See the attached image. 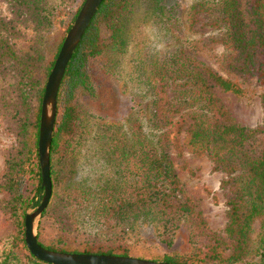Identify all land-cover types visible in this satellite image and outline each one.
I'll return each instance as SVG.
<instances>
[{
  "label": "trees",
  "instance_id": "obj_1",
  "mask_svg": "<svg viewBox=\"0 0 264 264\" xmlns=\"http://www.w3.org/2000/svg\"><path fill=\"white\" fill-rule=\"evenodd\" d=\"M6 1L0 119L16 140L3 153L0 209L14 230L0 238V264H49L25 247L23 216L42 194L37 136L43 85L83 0ZM200 14L211 40L223 48L225 76L182 44ZM142 25L154 26L174 45L158 52L142 38L133 42ZM51 27L44 48L35 55L20 52L19 43H40ZM121 69L129 112L108 123L99 112ZM250 77L260 88L261 118L245 126L232 119L214 89L239 96L241 81ZM170 148L187 171L184 150L207 157L222 172L223 235L208 227L176 175ZM48 157L51 193L41 218L54 233L44 242L37 228L44 248L133 255L134 247L153 245L158 253L150 259L174 264H264V0H190L185 9L180 0H101L59 83Z\"/></svg>",
  "mask_w": 264,
  "mask_h": 264
},
{
  "label": "rangeland",
  "instance_id": "obj_2",
  "mask_svg": "<svg viewBox=\"0 0 264 264\" xmlns=\"http://www.w3.org/2000/svg\"><path fill=\"white\" fill-rule=\"evenodd\" d=\"M50 1L52 2L53 0ZM55 1L59 0H54L53 3ZM188 2H190V0H180L182 9H185ZM75 3L76 2L72 3L67 9V16L70 17L73 14L76 7ZM9 10L10 5L8 2L6 0H0V14L8 15ZM197 19V23L193 26L192 30L185 32L182 44L185 48L190 49L199 61L225 76L226 72L222 70L219 65L223 48L220 43L211 40V30L208 26L203 24L204 16L200 14ZM23 28L25 29L23 30L24 34L31 32L28 28ZM53 30V27L48 29L47 34L42 38L40 43L31 41L27 43L22 41L19 43L21 48L20 52L29 49L31 54L35 55L38 50L44 48ZM139 38L144 40L145 45L153 47L158 52H162L164 49L174 45L172 41L170 42L165 39L162 32L151 25H142L137 28L133 42ZM132 53L133 43L130 45L129 53L123 61V67L126 68V71L130 68L128 58L132 56ZM122 70L123 69H121L120 74H118V77L115 78V81L114 78H111V84L115 92L110 95L106 94V98H103L105 100L104 109L99 112L101 120L108 123H118L122 121L129 112L126 98L128 95L127 88L122 85ZM4 71H9L13 74L11 70L4 69ZM1 73L3 75V72ZM5 78H11V76L5 74ZM241 85L244 88V93L239 96L218 89H214V91L219 101L227 109L235 122L245 126H253L259 123L261 118V104L258 96L260 88L255 83L253 77L244 79L241 81ZM5 126V123L1 122L0 119V173L4 167V150L6 147L13 145L16 140L12 131ZM169 157L172 160L174 171L183 182L185 189L197 200L198 207L208 227L223 235L222 230L226 221L224 200L227 192L220 186V180L223 177L222 172L214 169L212 162L207 157L195 156L185 150L183 151L182 159L186 161L188 166L192 169V172L178 165L177 156L172 148L169 149ZM4 198H6V196L0 191V203ZM32 207L33 206H28L24 210V213L29 211ZM37 228H39L38 237L44 242L54 233L53 224L48 219L41 218V215L38 218L35 232H37ZM13 230L14 224L11 219L0 209V238ZM132 250L133 255L130 256L146 259H150L151 257L154 258L158 253V249L153 245H139Z\"/></svg>",
  "mask_w": 264,
  "mask_h": 264
},
{
  "label": "water",
  "instance_id": "obj_3",
  "mask_svg": "<svg viewBox=\"0 0 264 264\" xmlns=\"http://www.w3.org/2000/svg\"><path fill=\"white\" fill-rule=\"evenodd\" d=\"M101 0H83L69 24L52 66L46 76L39 107L37 158L42 194L37 205L23 216V240L28 252L49 264H174L130 255L62 252L41 246L36 239V224L48 203L51 185L49 177V147L56 114V95L67 62ZM31 207V206H30Z\"/></svg>",
  "mask_w": 264,
  "mask_h": 264
}]
</instances>
